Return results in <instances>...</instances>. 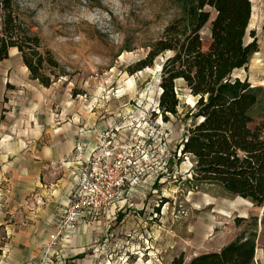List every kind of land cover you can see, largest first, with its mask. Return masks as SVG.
I'll list each match as a JSON object with an SVG mask.
<instances>
[{
    "label": "rangeland",
    "instance_id": "374dc122",
    "mask_svg": "<svg viewBox=\"0 0 264 264\" xmlns=\"http://www.w3.org/2000/svg\"><path fill=\"white\" fill-rule=\"evenodd\" d=\"M16 1L24 23L64 75L43 87L31 78L16 49L0 63V264L38 261L35 223L21 220V208L35 192L31 174L46 169L39 155L75 128L111 131L124 144L125 157L134 164L130 201L142 206L145 220L133 224L117 215L116 220H100L99 236L78 254L65 249L49 264H171L180 254L187 263L251 231L256 245L261 244L263 208L193 179L192 158L181 147L190 123L183 118L195 98L184 83L176 82L178 116L164 121L157 109V65L168 54L158 56L151 68L130 71L178 14L177 0ZM250 2L245 42L253 33L258 52L246 71H235L233 77L264 88V0ZM206 10L212 20L214 11ZM209 28L210 22L201 32L205 39ZM253 117V126L264 118V98Z\"/></svg>",
    "mask_w": 264,
    "mask_h": 264
},
{
    "label": "trees",
    "instance_id": "16d2710c",
    "mask_svg": "<svg viewBox=\"0 0 264 264\" xmlns=\"http://www.w3.org/2000/svg\"><path fill=\"white\" fill-rule=\"evenodd\" d=\"M177 2L178 14L130 71L151 68L158 56L168 54L157 65V109L164 121L178 116L181 101L177 81L195 98L183 118L190 123L181 147V153L192 158L194 181L218 186L264 210V118L253 126V111L264 98V88L252 86L247 78L233 77L235 71H246L258 52L253 33L251 41L245 42L251 2ZM207 7L215 13L212 20ZM208 22L205 39L201 32ZM10 49L18 51L31 78L45 88L64 75L52 53L24 23L17 1L0 0V63L8 58ZM262 218L264 225V211ZM256 225L257 220H253L252 226ZM262 242L264 250V238ZM255 248L256 232H244L219 251L194 256L187 263L180 254L171 264H253Z\"/></svg>",
    "mask_w": 264,
    "mask_h": 264
},
{
    "label": "crops",
    "instance_id": "0c3cea01",
    "mask_svg": "<svg viewBox=\"0 0 264 264\" xmlns=\"http://www.w3.org/2000/svg\"><path fill=\"white\" fill-rule=\"evenodd\" d=\"M101 133L97 129L83 131L79 128H75L70 134L63 132L59 139H54L39 155L42 159L41 167L44 168L45 165L46 169H36L31 174V183L35 192L31 195L30 201L21 208L23 212L21 220H34L33 228L40 247L55 229L60 211L69 200L74 176L78 174L79 162L98 144ZM129 188H131L130 192H128ZM133 188L134 185L127 184L125 198L114 204L109 212H101L90 223L81 222L78 225L71 237L70 246L67 247L68 254H78L82 247L100 235L104 227L100 224V220H116V215L117 219L132 221L133 224H141L142 220H145L140 213L142 206L130 201ZM262 244L263 242L256 245L253 264H264Z\"/></svg>",
    "mask_w": 264,
    "mask_h": 264
},
{
    "label": "built area",
    "instance_id": "2783aa9c",
    "mask_svg": "<svg viewBox=\"0 0 264 264\" xmlns=\"http://www.w3.org/2000/svg\"><path fill=\"white\" fill-rule=\"evenodd\" d=\"M123 147L113 132H102L98 144L79 162L69 200L60 211L55 229L41 246L36 264H49L58 253L64 256L62 252L70 246L81 222L90 223L125 198L126 185H134L130 174L134 164L125 157Z\"/></svg>",
    "mask_w": 264,
    "mask_h": 264
},
{
    "label": "bare ground",
    "instance_id": "6f19581e",
    "mask_svg": "<svg viewBox=\"0 0 264 264\" xmlns=\"http://www.w3.org/2000/svg\"><path fill=\"white\" fill-rule=\"evenodd\" d=\"M253 58V57H252ZM257 62V61H256ZM259 64V63H258Z\"/></svg>",
    "mask_w": 264,
    "mask_h": 264
}]
</instances>
